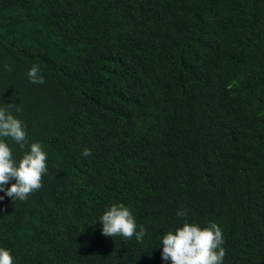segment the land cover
<instances>
[{"label":"trees","instance_id":"1","mask_svg":"<svg viewBox=\"0 0 264 264\" xmlns=\"http://www.w3.org/2000/svg\"><path fill=\"white\" fill-rule=\"evenodd\" d=\"M8 104L13 158L47 154L39 190L0 192L13 264H171L185 220L219 225L222 264H264V0H0ZM115 203L142 241L102 234Z\"/></svg>","mask_w":264,"mask_h":264},{"label":"clouds","instance_id":"2","mask_svg":"<svg viewBox=\"0 0 264 264\" xmlns=\"http://www.w3.org/2000/svg\"><path fill=\"white\" fill-rule=\"evenodd\" d=\"M29 81L33 84L45 83L39 65H33L27 72ZM21 109L15 104L0 107V138H11L21 149L28 145L26 126L12 114L11 108ZM85 157L91 155V149L82 152ZM47 154L40 143H31L19 161L13 158L9 144L0 139V192H4L13 201H24L35 190L42 186V175L47 171ZM15 181L11 187H6L10 181ZM5 197L0 196V200ZM177 215L186 214L178 211ZM102 234L106 237L120 235L130 239L134 235L142 241L146 230L137 224L130 209L123 203H115L106 208L100 217ZM222 230L215 222H210L201 228L196 223L184 221L182 227L168 231L162 237V259L171 264H222L226 250ZM0 264H13L10 250L0 247Z\"/></svg>","mask_w":264,"mask_h":264}]
</instances>
